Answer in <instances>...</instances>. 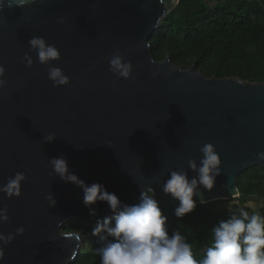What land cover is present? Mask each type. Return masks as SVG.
Instances as JSON below:
<instances>
[{
	"label": "water",
	"instance_id": "water-1",
	"mask_svg": "<svg viewBox=\"0 0 264 264\" xmlns=\"http://www.w3.org/2000/svg\"><path fill=\"white\" fill-rule=\"evenodd\" d=\"M179 0H37L0 12V66L7 86L0 89V186L25 172L22 195L0 193L9 221L0 233L23 235L4 246L0 264H71L84 241L63 232L71 220L88 227L114 215L106 202L90 214L83 190L50 175L48 160L65 157L70 170L87 184L100 183L126 204L173 170L199 164L203 145H215L222 173L213 190L201 188L204 202L240 196L237 177L250 167L264 169V83L206 78L193 65L175 66L153 57L150 38ZM63 20L61 23L60 20ZM42 36L61 52L53 65L70 77L54 87L48 65L40 64L28 41ZM35 61L29 68L25 53ZM119 52L133 65L130 79L109 70ZM53 133L56 139L46 142ZM57 201L50 205L47 195ZM76 236L79 239H76ZM2 244V242H0Z\"/></svg>",
	"mask_w": 264,
	"mask_h": 264
},
{
	"label": "clouds",
	"instance_id": "clouds-1",
	"mask_svg": "<svg viewBox=\"0 0 264 264\" xmlns=\"http://www.w3.org/2000/svg\"><path fill=\"white\" fill-rule=\"evenodd\" d=\"M37 0H7V7H27ZM6 6V0H0V12ZM60 22L63 20L61 18ZM28 45L36 52L40 64L48 65V79L54 87L69 84L68 77L63 69L53 65V61L61 57L60 50L53 44H48L44 37L33 36ZM23 62L27 67H33L35 61L30 53H25ZM109 70L123 79H130L133 65L125 61L119 53H114L109 59ZM5 69L0 66V89L7 86L3 78ZM56 139L55 134L49 133L44 137L46 142ZM203 154L199 164L195 159L188 161V166L196 175L189 178L184 169L173 170L161 185V191L170 194L179 201L175 209V216L182 218L193 212L197 206V198L203 203L201 188L213 190L216 178L222 173V159L215 145L207 143L200 149ZM259 160H264V152L257 153ZM52 169L50 175L58 176L64 182H70L83 190V202L89 208L90 214L95 216L93 205L97 202H106L114 215L104 218L92 230V235L106 232L108 237H101L104 241L101 247L95 249L99 256V264H264V215L249 214L243 208L230 215L226 220L211 229L212 243L204 250L203 257L194 256L192 246L179 230L171 233L167 227L168 217L161 209L159 202L150 195L154 189L149 186L141 188V197L138 203L129 205L123 203L119 197L109 192L100 183L87 184L69 167L63 156L48 160ZM25 172H16L7 179V183L0 186V193L7 198H19L22 195V182L26 181ZM50 205L55 206L57 201L50 192L47 195ZM10 219L8 208L5 205L0 209V222ZM25 228L20 227L15 233L5 235L0 233V252L2 248L15 240L17 235H23ZM76 239H79L76 236Z\"/></svg>",
	"mask_w": 264,
	"mask_h": 264
},
{
	"label": "trees",
	"instance_id": "trees-1",
	"mask_svg": "<svg viewBox=\"0 0 264 264\" xmlns=\"http://www.w3.org/2000/svg\"><path fill=\"white\" fill-rule=\"evenodd\" d=\"M150 46L158 62L170 58L175 66L184 69L195 65L206 78L264 83V0H179L151 36ZM237 188L238 198L197 202L196 209L182 218L175 216L178 200L150 195L168 217L169 232L179 230L191 244L194 256L200 259L212 243L211 229L230 217L227 211L212 212L210 207L214 203L243 204L248 199L259 198L262 207L258 212H248L264 215V169L256 166L240 173ZM102 222L86 227L71 220L64 226L63 232L80 233L84 241L81 254L71 264H99L95 249L104 243L101 237L111 239L106 232L92 235L97 223Z\"/></svg>",
	"mask_w": 264,
	"mask_h": 264
},
{
	"label": "rangeland",
	"instance_id": "rangeland-1",
	"mask_svg": "<svg viewBox=\"0 0 264 264\" xmlns=\"http://www.w3.org/2000/svg\"><path fill=\"white\" fill-rule=\"evenodd\" d=\"M261 203V199L251 198L246 200L243 204H240L239 202H217L214 203L210 208L214 213L219 211H227L231 215L236 213L241 208L247 211L251 210L258 212V210L261 208Z\"/></svg>",
	"mask_w": 264,
	"mask_h": 264
},
{
	"label": "crops",
	"instance_id": "crops-1",
	"mask_svg": "<svg viewBox=\"0 0 264 264\" xmlns=\"http://www.w3.org/2000/svg\"><path fill=\"white\" fill-rule=\"evenodd\" d=\"M257 199H259V198H257ZM262 205H263V204L261 203V207H262Z\"/></svg>",
	"mask_w": 264,
	"mask_h": 264
}]
</instances>
